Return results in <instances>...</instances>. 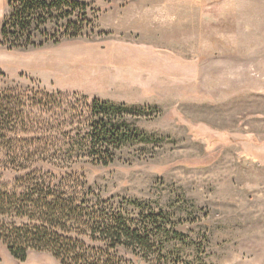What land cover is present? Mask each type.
Masks as SVG:
<instances>
[{"label":"rangeland","instance_id":"374dc122","mask_svg":"<svg viewBox=\"0 0 264 264\" xmlns=\"http://www.w3.org/2000/svg\"><path fill=\"white\" fill-rule=\"evenodd\" d=\"M7 1L0 92L39 103L31 118L53 131L60 162L66 137L84 130L69 125L82 103L151 107L127 119L162 139L75 173L134 222L163 216L160 233L147 227V256L119 249L121 264H264V0H71L75 11L43 0L58 8L44 24H8L3 38ZM1 166L14 168L5 150ZM0 264L59 263L46 252L19 261L0 241Z\"/></svg>","mask_w":264,"mask_h":264},{"label":"trees","instance_id":"16d2710c","mask_svg":"<svg viewBox=\"0 0 264 264\" xmlns=\"http://www.w3.org/2000/svg\"><path fill=\"white\" fill-rule=\"evenodd\" d=\"M57 1L70 11L83 5ZM57 1L8 0L11 13L2 23V37L8 24L21 31L28 29L29 17L38 29L46 20L43 12L57 10ZM31 43L26 39V45ZM22 98L23 102L20 97L17 102L10 94L0 92V150L7 152L14 166L11 170L0 167V176L12 182L10 189L0 184V241L8 253L24 261L29 252H46L59 264H121L124 261L115 256L119 249L132 255L141 252L146 257L153 242L147 227L160 233L165 225L160 220L163 216L152 213L134 222L123 215L122 209L86 187L85 179L79 180L83 173H75L87 165L108 166L125 145L162 139L127 119L135 111L146 112L151 107L98 98L89 105L82 103V113L79 111V118L70 120L69 125L76 122L84 130L66 137L68 150L62 154L67 157L60 162L48 149L53 131L44 121L31 118V110L39 103L26 94ZM75 144H80V152ZM36 145L43 146L38 156L33 149Z\"/></svg>","mask_w":264,"mask_h":264}]
</instances>
